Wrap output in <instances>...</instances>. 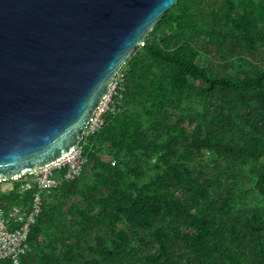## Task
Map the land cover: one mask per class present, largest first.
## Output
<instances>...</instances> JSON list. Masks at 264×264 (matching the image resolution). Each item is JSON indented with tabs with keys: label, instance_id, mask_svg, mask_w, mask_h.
Masks as SVG:
<instances>
[{
	"label": "trees",
	"instance_id": "obj_1",
	"mask_svg": "<svg viewBox=\"0 0 264 264\" xmlns=\"http://www.w3.org/2000/svg\"><path fill=\"white\" fill-rule=\"evenodd\" d=\"M120 72L20 264H264V0H180Z\"/></svg>",
	"mask_w": 264,
	"mask_h": 264
},
{
	"label": "water",
	"instance_id": "obj_2",
	"mask_svg": "<svg viewBox=\"0 0 264 264\" xmlns=\"http://www.w3.org/2000/svg\"><path fill=\"white\" fill-rule=\"evenodd\" d=\"M180 0H0V182L81 145L122 67Z\"/></svg>",
	"mask_w": 264,
	"mask_h": 264
},
{
	"label": "built area",
	"instance_id": "obj_3",
	"mask_svg": "<svg viewBox=\"0 0 264 264\" xmlns=\"http://www.w3.org/2000/svg\"><path fill=\"white\" fill-rule=\"evenodd\" d=\"M123 80L124 74L119 72L111 94L96 112L87 134L95 132L103 125V116L110 108L113 93ZM87 162L88 158L80 145L53 164L39 169L31 175L32 178L26 176V183L22 186L21 191H27L33 184L38 185L40 191L34 195L30 210H26L22 206H15L12 210L0 208V261L12 260L14 264L21 263L22 257L32 249L31 232L43 211V191H50L65 181L81 176Z\"/></svg>",
	"mask_w": 264,
	"mask_h": 264
},
{
	"label": "rangeland",
	"instance_id": "obj_4",
	"mask_svg": "<svg viewBox=\"0 0 264 264\" xmlns=\"http://www.w3.org/2000/svg\"><path fill=\"white\" fill-rule=\"evenodd\" d=\"M12 187H13V182L11 180L0 182V190H9Z\"/></svg>",
	"mask_w": 264,
	"mask_h": 264
}]
</instances>
